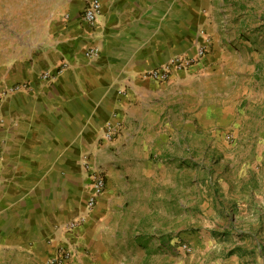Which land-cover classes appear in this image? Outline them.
I'll return each mask as SVG.
<instances>
[{
    "label": "crops",
    "instance_id": "obj_1",
    "mask_svg": "<svg viewBox=\"0 0 264 264\" xmlns=\"http://www.w3.org/2000/svg\"><path fill=\"white\" fill-rule=\"evenodd\" d=\"M33 1L42 25L32 48L0 53V264H49L73 244L74 264H99L111 257L124 196H141V181L157 174L149 155L185 140L182 124L169 126L171 114L192 113L195 144L197 132L230 123L233 100L254 95L247 69L254 75L264 64V50L250 55V45L233 43L229 15L216 17L211 0H101L95 28L83 20L87 0ZM204 29L213 44L198 64L166 82L140 78L193 55ZM90 48L100 58L87 59ZM44 73L57 74L55 82L43 81ZM108 122L120 126L111 143L102 139ZM174 130L181 134L169 138ZM84 156L106 177V192L73 237L64 225L87 202ZM231 258L219 264H243Z\"/></svg>",
    "mask_w": 264,
    "mask_h": 264
},
{
    "label": "rangeland",
    "instance_id": "obj_2",
    "mask_svg": "<svg viewBox=\"0 0 264 264\" xmlns=\"http://www.w3.org/2000/svg\"><path fill=\"white\" fill-rule=\"evenodd\" d=\"M211 5L219 19L229 15L233 43L250 45V55L257 47L264 50V0H211ZM36 12L33 0H0V53L24 47L27 54L33 29L42 25ZM246 79L254 95L234 99L232 121L197 132L198 144L190 137L197 125L192 113L171 114L169 126L182 124L185 140L149 155L157 174L141 181V196H124L111 257L99 264H219L235 256L243 264H264L259 250L264 253V64L254 75L247 69ZM169 132V138L181 134ZM72 250L67 264L75 263L74 244Z\"/></svg>",
    "mask_w": 264,
    "mask_h": 264
},
{
    "label": "built area",
    "instance_id": "obj_3",
    "mask_svg": "<svg viewBox=\"0 0 264 264\" xmlns=\"http://www.w3.org/2000/svg\"><path fill=\"white\" fill-rule=\"evenodd\" d=\"M102 2L101 0H87L86 7L83 12V20L86 24L95 28L101 14ZM212 38L207 31H200L196 40L194 41L195 53L193 55H179L172 58L166 65L156 69L148 70L141 75V79L166 82L173 73L183 72L190 67L198 64L204 59L212 48ZM100 50L97 48H90L86 51V58L89 60H97L100 58ZM59 74V73H58ZM57 74L44 73L41 75L43 81L55 82ZM29 87H15L11 92L28 90ZM1 121V117H0ZM120 126L115 122H108L102 132V139L104 142L110 143L119 134ZM82 168L88 185V197L83 212L76 218L71 219L64 225L65 231L74 235L80 226H82L88 218L93 214L98 200L106 192V180L102 172L95 169L90 161L89 156L82 158ZM73 257V250L71 245H63L59 247L55 257L49 260V264H67Z\"/></svg>",
    "mask_w": 264,
    "mask_h": 264
},
{
    "label": "trees",
    "instance_id": "obj_4",
    "mask_svg": "<svg viewBox=\"0 0 264 264\" xmlns=\"http://www.w3.org/2000/svg\"><path fill=\"white\" fill-rule=\"evenodd\" d=\"M143 238H145V237L142 236V237L138 240V244H142V243H143V242H142Z\"/></svg>",
    "mask_w": 264,
    "mask_h": 264
}]
</instances>
